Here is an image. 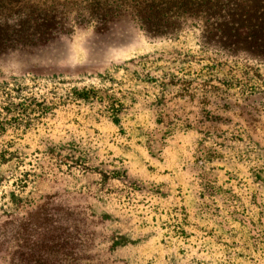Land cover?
I'll return each mask as SVG.
<instances>
[{
  "label": "rangeland",
  "instance_id": "374dc122",
  "mask_svg": "<svg viewBox=\"0 0 264 264\" xmlns=\"http://www.w3.org/2000/svg\"><path fill=\"white\" fill-rule=\"evenodd\" d=\"M87 0H0V264H264V60Z\"/></svg>",
  "mask_w": 264,
  "mask_h": 264
},
{
  "label": "trees",
  "instance_id": "16d2710c",
  "mask_svg": "<svg viewBox=\"0 0 264 264\" xmlns=\"http://www.w3.org/2000/svg\"><path fill=\"white\" fill-rule=\"evenodd\" d=\"M87 1L90 14L99 18L129 12L136 22L165 30L190 23L232 56L264 60V0Z\"/></svg>",
  "mask_w": 264,
  "mask_h": 264
}]
</instances>
